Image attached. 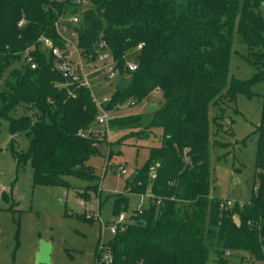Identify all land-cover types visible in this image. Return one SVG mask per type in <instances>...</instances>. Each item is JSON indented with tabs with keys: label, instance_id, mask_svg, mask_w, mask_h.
<instances>
[{
	"label": "trees",
	"instance_id": "1",
	"mask_svg": "<svg viewBox=\"0 0 264 264\" xmlns=\"http://www.w3.org/2000/svg\"><path fill=\"white\" fill-rule=\"evenodd\" d=\"M79 1L0 0V121H7V148L16 167L29 160L33 183L67 187L66 176L72 175L87 181L86 191L98 193V176L87 163L102 141L89 131L97 106L85 85L55 68L53 55L39 40L46 36L65 48L54 22L61 14L78 13L72 28L81 56L94 60L102 40L118 75L131 79L124 89L116 82L103 104L110 114L154 90L163 97L153 110L111 116L107 122L109 131H126L135 139L148 138L153 127L161 129L145 162L126 180L125 192L113 198L111 210L118 215L127 207V192H150L148 205L102 242L111 264H204L210 247L222 263L224 252L262 259L264 103L255 128L259 185L248 201L232 205L209 195L208 107L233 102L238 91L250 95L252 82H264V0H187V11L178 14L172 6L176 0H88L78 11ZM235 32L255 68L244 80L227 79ZM131 52L133 70L127 68ZM20 133L28 145L18 150Z\"/></svg>",
	"mask_w": 264,
	"mask_h": 264
},
{
	"label": "rangeland",
	"instance_id": "2",
	"mask_svg": "<svg viewBox=\"0 0 264 264\" xmlns=\"http://www.w3.org/2000/svg\"><path fill=\"white\" fill-rule=\"evenodd\" d=\"M87 4L82 2L77 10L82 11L81 8ZM261 12L264 17V10ZM71 42H65L62 49H66L73 60L80 59L84 64L83 71L91 83L87 88L92 96L99 100L103 94L110 95L115 84H98L101 74L89 73L91 66L88 65L95 59L88 62L81 56L76 37L71 38ZM247 51L241 36L235 32L228 60V80L231 77L244 80L253 76L255 68L246 57ZM133 57L134 53H129L127 62L135 63ZM250 91V95L238 91L233 102L228 104L220 102L208 107L211 146L209 195L221 198L228 205L248 201L252 188L259 185L254 175L255 128L260 122L261 105L264 103V82H252ZM162 102V93L154 90L139 103H126L111 111L110 117L147 112L150 104L157 107ZM95 125L99 126V129L94 126L98 130L95 133L101 136L102 141L97 145V153L91 155L87 163L93 166L98 176L96 195L85 190L87 181L72 175L66 176L67 187L33 183L30 161L16 167L15 159L7 148L11 138L7 121H0V264H92L98 240L102 243L113 235L109 229L117 216L111 210L113 198L125 192L126 180L135 168L145 162L149 146L158 143L161 129L153 127L148 138L135 139L125 135L126 131H109L103 123ZM119 136H124L121 142L116 141ZM16 139L18 150L27 148L28 140L24 133L18 134ZM77 192L86 193L90 198L85 200ZM2 193L6 194L5 199ZM149 195V188L144 193L127 192V207L123 210L125 221L131 220L136 208L148 205ZM234 219L237 221L236 217ZM40 241L50 243L47 263L36 259ZM222 256L225 263L217 260L210 247L204 264H241V261L242 264H264V258L251 259L247 252L242 251L224 252Z\"/></svg>",
	"mask_w": 264,
	"mask_h": 264
},
{
	"label": "built area",
	"instance_id": "3",
	"mask_svg": "<svg viewBox=\"0 0 264 264\" xmlns=\"http://www.w3.org/2000/svg\"><path fill=\"white\" fill-rule=\"evenodd\" d=\"M83 4L88 3L86 0H82ZM78 14H61L54 22L55 29L58 35L68 44H72L71 38L76 37V33L73 30L72 26L78 22ZM22 19L19 21V24L22 23ZM71 38H69V36ZM41 41V46L43 49H46L53 55L54 65L57 70L61 72V74L67 78L68 80L78 81L80 84L85 85L86 87H91L90 79L87 77V73L83 71V63L78 60H73L70 53H66V49H62L59 46L55 45L51 38L46 36H41L39 38ZM141 46V43L138 44ZM76 52V51H75ZM80 57V56H79ZM27 61L31 62V58L28 56ZM73 61V62H72ZM91 66L92 72H99L101 77L98 81V84H102V86H111L112 84H116L118 79L117 70L114 67L113 57L108 50L105 42L100 40L97 44V53L95 56V60L88 64ZM31 67H34L35 64L31 62ZM136 64L133 62H127V68L129 70L135 69ZM110 98V95L103 94L99 100L97 97H93V100L97 106V112L95 114V124L103 123L107 126V122L110 118V112L103 107V104L106 103ZM94 124V126H96ZM91 126L89 131H96L95 127ZM99 129V126H96ZM121 172H125L124 169H121ZM142 208L138 207L134 210L133 215L135 213L141 212ZM125 214L123 212L119 213L115 221L110 225L109 229L111 233L116 232L119 227H122V224L125 223ZM264 258V247H263V257ZM112 257L109 249L103 243H100L97 246V253L93 259L92 264H111Z\"/></svg>",
	"mask_w": 264,
	"mask_h": 264
},
{
	"label": "water",
	"instance_id": "4",
	"mask_svg": "<svg viewBox=\"0 0 264 264\" xmlns=\"http://www.w3.org/2000/svg\"><path fill=\"white\" fill-rule=\"evenodd\" d=\"M172 6L175 8L176 13L178 14L181 11H187L188 2L187 0H176L175 2L172 3ZM130 82H131L130 78H126L124 75H119L117 85L120 88L124 89L130 84ZM149 108L151 110L155 109L154 104H151ZM133 177H134V173H132L128 179L131 180ZM49 249H50V243L40 241V244L36 251V259L38 262H42V263L49 262Z\"/></svg>",
	"mask_w": 264,
	"mask_h": 264
},
{
	"label": "crops",
	"instance_id": "5",
	"mask_svg": "<svg viewBox=\"0 0 264 264\" xmlns=\"http://www.w3.org/2000/svg\"><path fill=\"white\" fill-rule=\"evenodd\" d=\"M117 81H118V79H117ZM117 81H116V82H117ZM150 105H151V104H150ZM154 106H155V105H154Z\"/></svg>",
	"mask_w": 264,
	"mask_h": 264
}]
</instances>
